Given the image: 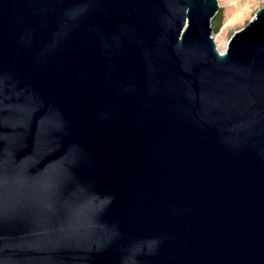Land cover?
Masks as SVG:
<instances>
[{"label": "water", "instance_id": "obj_1", "mask_svg": "<svg viewBox=\"0 0 264 264\" xmlns=\"http://www.w3.org/2000/svg\"><path fill=\"white\" fill-rule=\"evenodd\" d=\"M0 0V264H264V6Z\"/></svg>", "mask_w": 264, "mask_h": 264}, {"label": "rangeland", "instance_id": "obj_2", "mask_svg": "<svg viewBox=\"0 0 264 264\" xmlns=\"http://www.w3.org/2000/svg\"><path fill=\"white\" fill-rule=\"evenodd\" d=\"M217 10L210 19L215 48L222 51L234 30L243 27L264 0H216Z\"/></svg>", "mask_w": 264, "mask_h": 264}, {"label": "bare ground", "instance_id": "obj_3", "mask_svg": "<svg viewBox=\"0 0 264 264\" xmlns=\"http://www.w3.org/2000/svg\"><path fill=\"white\" fill-rule=\"evenodd\" d=\"M213 40H214V39H213ZM213 42H214V41H213ZM216 49H217V47H216ZM217 51H218V52H221V51H220V50H218V49H217ZM222 51H223V50H222Z\"/></svg>", "mask_w": 264, "mask_h": 264}]
</instances>
